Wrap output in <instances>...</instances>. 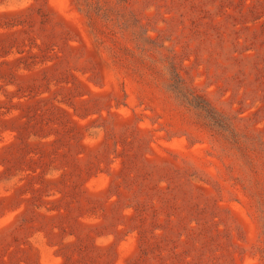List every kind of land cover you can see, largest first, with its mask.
I'll use <instances>...</instances> for the list:
<instances>
[{"label": "rangeland", "instance_id": "374dc122", "mask_svg": "<svg viewBox=\"0 0 264 264\" xmlns=\"http://www.w3.org/2000/svg\"><path fill=\"white\" fill-rule=\"evenodd\" d=\"M101 1L0 0V264H264V0Z\"/></svg>", "mask_w": 264, "mask_h": 264}, {"label": "trees", "instance_id": "16d2710c", "mask_svg": "<svg viewBox=\"0 0 264 264\" xmlns=\"http://www.w3.org/2000/svg\"><path fill=\"white\" fill-rule=\"evenodd\" d=\"M80 1V5L82 6L83 8V12L88 20V24L92 30L93 33L96 32V29H95V16L94 14L91 12V7L92 5H95L96 7L98 6L99 8H102L101 6L105 3L103 1H95V2H92V0H79ZM101 4V5H100ZM62 256L64 258V263L63 264H68L69 263V258L70 256L67 255V254H64L62 253Z\"/></svg>", "mask_w": 264, "mask_h": 264}]
</instances>
